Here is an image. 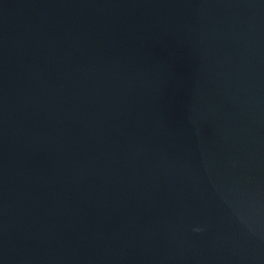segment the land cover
<instances>
[{
  "label": "water",
  "instance_id": "water-1",
  "mask_svg": "<svg viewBox=\"0 0 264 264\" xmlns=\"http://www.w3.org/2000/svg\"><path fill=\"white\" fill-rule=\"evenodd\" d=\"M0 264H264V0H0Z\"/></svg>",
  "mask_w": 264,
  "mask_h": 264
}]
</instances>
